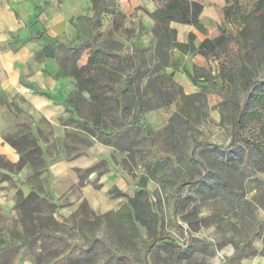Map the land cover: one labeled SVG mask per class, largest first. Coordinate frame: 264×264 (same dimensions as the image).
<instances>
[{
  "label": "rangeland",
  "instance_id": "1",
  "mask_svg": "<svg viewBox=\"0 0 264 264\" xmlns=\"http://www.w3.org/2000/svg\"><path fill=\"white\" fill-rule=\"evenodd\" d=\"M256 1L242 0V4L250 10ZM89 2L90 13L63 22V34L56 40L78 47L91 43L95 49L86 48L75 62L65 64L61 56L53 59L55 77L74 80L78 74L86 82L85 92L111 96L112 91L124 84L125 73L116 64L118 55L125 59L131 72L141 68V73L120 96L125 122L145 131L134 130L123 140L130 144L134 157L128 166L130 175L137 170L142 176L148 175L147 166H142L144 162L156 159L162 163L164 157L169 160L163 170L148 175L149 181L156 185L148 194L151 209L158 215L157 226L150 236L141 229L136 240L127 239L118 231L104 232L98 217L89 216L84 207L67 224H59L55 218L58 206L47 198L44 191L47 181L37 172L38 160L29 154L31 144L18 139L25 137L35 142L38 155L57 159L73 152V146H69L72 138L88 142V134L93 131L85 129L84 134L61 129L35 113L21 94L0 95L2 141L17 136L16 149L3 141L16 160L12 162L0 155V264H17L26 259L36 264H57L60 258L66 259L65 264H145L144 253L151 246L147 264H264V151L248 144L246 130L244 140L232 155L196 151V158L192 156L195 144L229 143L230 121L244 103L238 85H221L218 75L223 59L191 70L193 76L210 80L198 81L197 92L203 93V97L184 103L171 80H154L165 73V67L161 61L158 64L150 61L149 50L155 41L151 26L142 23V17H148L145 3L111 0L109 13L103 16L101 28L94 32L91 25L94 12ZM221 26L226 30L238 29L233 22L223 21ZM103 46L109 54L101 49ZM91 53L95 55L89 63ZM249 64L253 78L264 82V65ZM157 65L162 71L153 74ZM180 107L187 109L188 120L181 122L176 135L168 136L165 127ZM257 109L255 120L264 123V106ZM70 124L68 117L59 118L60 127ZM226 164L234 165L233 173L226 179L215 176L221 165ZM200 177L203 179L199 180ZM183 183V198L175 213V189ZM31 193L45 202L26 199ZM46 203L51 204L50 208Z\"/></svg>",
  "mask_w": 264,
  "mask_h": 264
},
{
  "label": "crops",
  "instance_id": "2",
  "mask_svg": "<svg viewBox=\"0 0 264 264\" xmlns=\"http://www.w3.org/2000/svg\"><path fill=\"white\" fill-rule=\"evenodd\" d=\"M140 1L145 3L149 12L155 10L151 0ZM203 1L199 29L191 25L171 24L170 27L176 30L178 43L196 49L203 40L218 36L226 1ZM237 1L244 6L242 0ZM90 8L89 0H0V95L19 93L46 121L61 129L84 134L85 128L81 123L86 122L88 126L91 123L87 109L80 105L81 101L84 106L89 103L97 107L101 103L91 91L83 90L77 94L76 83L71 78L55 77L57 70L51 63L53 59L44 58L40 53L51 40L63 34V22L90 13ZM142 23L154 25L149 17H142ZM189 35L194 37L192 42ZM161 64L183 94L189 96L197 93L199 88L183 71L190 74L191 70L212 63L198 54L175 49L161 59ZM196 80L202 81L199 76ZM62 117H68L71 124L60 127L59 118ZM88 139L85 142L72 138L69 146H73V152L68 157L53 159L41 155V173L47 181L44 191L47 198L58 206L55 218L59 224H67L66 221L78 215L84 207L89 216L99 218V226L104 232H116L120 225L127 226L133 220L129 200L135 198L136 192H152L156 185L146 180V175L142 176L140 170L130 175L131 167H128L130 164L125 152L117 150L113 144H103L96 134L88 135ZM0 155L7 156L12 162L16 160L11 148L2 141L1 134ZM136 166L141 168V165ZM143 179L145 184L142 186ZM148 196L150 203L151 196ZM17 264L35 263L26 259Z\"/></svg>",
  "mask_w": 264,
  "mask_h": 264
},
{
  "label": "trees",
  "instance_id": "3",
  "mask_svg": "<svg viewBox=\"0 0 264 264\" xmlns=\"http://www.w3.org/2000/svg\"><path fill=\"white\" fill-rule=\"evenodd\" d=\"M151 1L156 4L155 10L153 12H149L147 9L145 10L147 16L154 23L151 27V35L155 44L152 49L149 50L150 61L155 60L156 64H158L164 56L175 49L183 53L190 51L191 53L198 54L206 61L222 58L223 62L221 63L218 75V78L223 82L221 85H228L231 87L238 85L244 96V103L238 109V115L230 121L229 143L225 146H217L209 142L195 144L192 148V156L196 158V151L206 153L218 152L219 154L232 155L239 148L240 142L244 140L243 133L246 130H248L249 133V139H247L248 144L250 143L256 149L264 151V123L255 120V118H257L255 115L259 114L257 108H263L264 106V82H260L253 78V70L249 64L264 65V0H257L255 4H253L254 7L250 10L240 5L237 0H225L227 6L223 10V20L224 22H233L237 24L238 29L236 31L226 30L223 29L222 26H219L218 36L213 39L203 40L196 49L190 47V45L187 46L178 43L176 30L172 29L170 26L171 24L177 23L186 26L191 25L199 29V18L203 12L204 3H201L199 0ZM91 2L92 11L94 12L91 25L92 30L96 32L101 28L102 18L105 14L109 13L110 10H108V7L111 6L112 2L111 0H91ZM189 40L192 42L194 37L189 35ZM232 45H235V49L230 50ZM86 48H90L91 50L95 49L94 45L91 43L78 47L76 45L68 46L61 42L59 43L57 40H51L50 45L45 46L40 55L44 58L48 57L51 59L61 56L63 63L66 64L79 60ZM101 49L104 50L106 54H109L106 47L103 46ZM94 55L95 54L91 53L89 63H92ZM116 64L125 73L124 84L117 90L112 91L111 96L106 95V93H104V95H99L100 93L93 92V96L101 103L100 106L96 107L89 103L87 106H84L83 101H81L80 105L83 106V109H87V118L91 123V126H88L86 122H83L81 126L89 131H93V134H96L98 140L103 144H113L117 150L125 152L127 162L130 164V161L132 160L133 162L134 160L133 153L130 149V144L127 143V140H123V137L127 135L130 137L134 130H138L141 127H138L136 124H127L125 122L120 93L132 84L131 81L133 78L141 73V68L136 67L131 72L130 67L127 66L125 59L121 55L116 57ZM161 71L162 68L158 66L153 74H158ZM183 73L195 86H199L198 80H196L198 78L197 75L195 77L186 71H183ZM199 77L202 81H205V79L207 81L210 80L209 77ZM161 79H169L173 86L176 87L177 85L173 82L171 75L163 73L154 80ZM73 81L77 86V94L81 93L84 90V84H86V82H83L78 74H75ZM177 88L181 100L187 104L204 96V94L200 92L187 96L183 94L182 89L178 85ZM136 93H139V89L136 90ZM100 97L102 99H100ZM80 100L81 99H78V101ZM234 104L235 103H232V105ZM247 106L250 107L249 110H246ZM186 112L187 109L185 107H180L179 111L172 115L167 123L168 125L165 127V132L168 136H174L178 130H181V122L188 120ZM141 131L145 130L141 128ZM16 138L17 136H14L13 139L5 137L3 141L16 149ZM18 141L31 144L28 148V151H30L29 154L32 155L35 160H38L37 172L41 173L43 161L41 155L37 153L38 149L34 150L36 143L29 142L25 137H19ZM160 162V160L153 159L152 162L142 163V166H147V174L149 175V172L161 171L165 165L167 167L169 164V160L165 157L163 162ZM233 167L234 165L231 164L221 165V168L217 171L215 176L226 179L225 176L233 173ZM223 171H225V173ZM148 175H146V180H149ZM202 179L203 177L199 178V180ZM141 182L143 186L145 180L143 179ZM184 189V183L180 184L175 189L177 199L174 204V210L178 207L183 198L182 193ZM26 199H31L37 203L45 202L44 199H39L37 195L33 193L29 194ZM245 202L254 207V205L247 200H245ZM129 204L134 214L133 220L129 222L127 226L123 224L120 225L118 232L121 234L123 233L124 237L131 240H136L140 236L141 229L149 236L154 233L158 222V215L151 209L148 193L144 190L136 192L135 198L129 200ZM47 206L50 208L51 204H47ZM54 209H56V207ZM127 218H131V215ZM151 250L152 246L147 248L144 253L145 264H147V259L149 257L148 253ZM65 263L66 259L64 258L57 260V264Z\"/></svg>",
  "mask_w": 264,
  "mask_h": 264
},
{
  "label": "built area",
  "instance_id": "4",
  "mask_svg": "<svg viewBox=\"0 0 264 264\" xmlns=\"http://www.w3.org/2000/svg\"><path fill=\"white\" fill-rule=\"evenodd\" d=\"M0 17H1V14H0ZM0 32H1V27H0ZM0 48H1V42H0Z\"/></svg>",
  "mask_w": 264,
  "mask_h": 264
}]
</instances>
